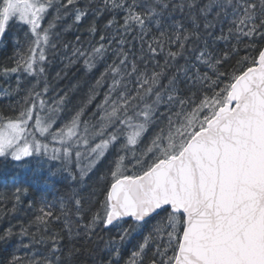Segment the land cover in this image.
<instances>
[{"label": "snow or ice", "instance_id": "6c2138e0", "mask_svg": "<svg viewBox=\"0 0 264 264\" xmlns=\"http://www.w3.org/2000/svg\"><path fill=\"white\" fill-rule=\"evenodd\" d=\"M0 51L4 218L72 182L0 264H264V0H0Z\"/></svg>", "mask_w": 264, "mask_h": 264}, {"label": "trees", "instance_id": "16d2710c", "mask_svg": "<svg viewBox=\"0 0 264 264\" xmlns=\"http://www.w3.org/2000/svg\"><path fill=\"white\" fill-rule=\"evenodd\" d=\"M10 51L11 49L9 48L8 52ZM7 54H8L7 52L0 51V65L6 62ZM72 79L73 77L70 76L69 80L63 81L60 87L66 88L69 84V81ZM10 84L13 87H15L16 84L15 79H12L10 81ZM0 87H7L4 84L3 80H0ZM80 95H83V93L81 92ZM10 103L11 101L0 100V115H2L5 111L8 110V105ZM111 159L112 157H109L108 160H105L97 168L94 174H92L89 178H87L86 184L77 185V188L85 189L84 195H87L89 192L93 190L97 192L100 190V187L102 186V181L99 178L102 177L107 172ZM16 172H17V167L14 166L12 162L0 161V173H2V176H0V194L5 192V189L2 187V185L7 182L6 178L15 175ZM21 175H25V174L21 172ZM71 190H72V182L69 180L60 179L55 181L51 185H46L43 183V181H39L36 184V186L32 190H30L29 195L27 197L28 200L33 201L34 206L29 208V205L25 202L23 204V210L17 211L15 218H13L11 215H9L7 219L4 218L3 213H4L5 205H8L7 211L9 213H11L12 211L9 202L7 200H4L2 203H0V231L8 227L9 224L15 227L16 225L22 222L25 223L26 225L28 222H31L33 219V214L34 213L38 214L40 207L44 206L41 203V197H46L48 203L55 204L56 207H54L52 211L55 212L57 215H59L60 214L59 198L63 197L66 193H69ZM50 227L55 231L60 230V224L56 222L51 224ZM33 232L35 235L40 234L39 232H36L35 229H33ZM25 243H27V241H25ZM40 248L41 246L39 245L31 249L24 248L22 245L16 243V241H13L12 245L8 247L0 245V262L8 259L13 253H16L17 255L24 257L25 254H31V252L37 251Z\"/></svg>", "mask_w": 264, "mask_h": 264}]
</instances>
